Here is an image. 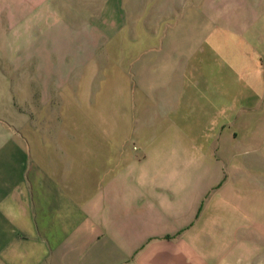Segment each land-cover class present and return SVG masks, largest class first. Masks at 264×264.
<instances>
[{
	"label": "crops",
	"instance_id": "crops-1",
	"mask_svg": "<svg viewBox=\"0 0 264 264\" xmlns=\"http://www.w3.org/2000/svg\"><path fill=\"white\" fill-rule=\"evenodd\" d=\"M34 5L1 35L0 264H264V0Z\"/></svg>",
	"mask_w": 264,
	"mask_h": 264
},
{
	"label": "rangeland",
	"instance_id": "rangeland-1",
	"mask_svg": "<svg viewBox=\"0 0 264 264\" xmlns=\"http://www.w3.org/2000/svg\"><path fill=\"white\" fill-rule=\"evenodd\" d=\"M36 0H0V5H3L4 8H7V17L8 20L6 30L4 29L1 34L0 29V44H1V35H4V45L11 46L18 45H30L31 44V32H32V15L34 13L33 7L35 6ZM17 17L16 21L15 18ZM47 24V22H45ZM44 22H41V29L43 32L42 25ZM6 25V24H5ZM0 26L3 29V22H0ZM18 37V41L15 39Z\"/></svg>",
	"mask_w": 264,
	"mask_h": 264
}]
</instances>
